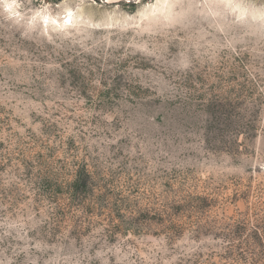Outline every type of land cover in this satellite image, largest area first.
Instances as JSON below:
<instances>
[{
  "label": "rangeland",
  "instance_id": "1",
  "mask_svg": "<svg viewBox=\"0 0 264 264\" xmlns=\"http://www.w3.org/2000/svg\"><path fill=\"white\" fill-rule=\"evenodd\" d=\"M154 2L51 41L0 14V264H264V35L202 0L123 27Z\"/></svg>",
  "mask_w": 264,
  "mask_h": 264
},
{
  "label": "clouds",
  "instance_id": "2",
  "mask_svg": "<svg viewBox=\"0 0 264 264\" xmlns=\"http://www.w3.org/2000/svg\"><path fill=\"white\" fill-rule=\"evenodd\" d=\"M128 2L139 4L140 0H125V3ZM31 3L32 0H28V6H26L23 0H0V14H3L5 19L13 20L17 24L23 23L28 31L39 28L41 34L50 41L53 38L51 34L70 35L73 30L79 33L89 28H113L116 26L110 22L106 24L93 23L90 18L85 17L83 0L75 7L70 6L68 0H59L58 3H54L53 0H39L35 7H31ZM177 7L183 9V5L171 2V0H155L154 3L145 5L144 10L139 13V18L135 19L133 24L125 23L123 27H132L141 32H147L154 23L168 22L171 24L175 17L185 14L184 11L174 12ZM193 7L199 9V14L205 19L211 17L212 23L209 26L215 27L218 31L223 32L227 25H243L252 29V34L264 35V2L257 4L242 3L240 0H202L201 3L187 6L189 11ZM54 9H59V11H54ZM128 19L134 18L128 17Z\"/></svg>",
  "mask_w": 264,
  "mask_h": 264
},
{
  "label": "trees",
  "instance_id": "3",
  "mask_svg": "<svg viewBox=\"0 0 264 264\" xmlns=\"http://www.w3.org/2000/svg\"><path fill=\"white\" fill-rule=\"evenodd\" d=\"M89 183V173L86 169H80L73 183V195L77 197L80 193L85 192Z\"/></svg>",
  "mask_w": 264,
  "mask_h": 264
}]
</instances>
